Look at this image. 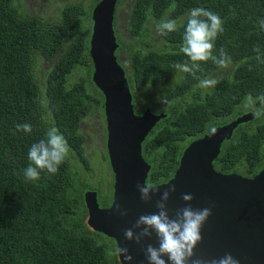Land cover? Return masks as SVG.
Wrapping results in <instances>:
<instances>
[{"label":"trees","instance_id":"1","mask_svg":"<svg viewBox=\"0 0 264 264\" xmlns=\"http://www.w3.org/2000/svg\"><path fill=\"white\" fill-rule=\"evenodd\" d=\"M118 2L116 55L132 89L135 110L142 113L150 107L166 114L142 142L143 156L151 165L147 183L157 185L175 174L191 141L211 127L253 113L249 95L259 107L256 97L264 95V63L255 59L254 48L258 46L264 58V29L259 25L264 0H130L128 38L118 35V14L126 0ZM85 5L65 4L57 21H46L29 15L22 0H0V264H122L118 253L108 257L102 240L115 238L88 224L85 193L89 188L99 190L95 176L77 178L83 169L89 173L92 169L84 153L81 121L94 104L104 110L105 102L93 80L94 22L92 16L90 23L84 22ZM194 7L220 16L224 31L214 54L223 48L231 59L223 69L212 61L201 62L197 75L218 82L210 88L199 87L191 74L172 66L190 63L180 47L186 13ZM162 19H175L178 31L167 36L155 33ZM39 57L51 64L43 82L35 71ZM24 123L32 125L31 133L16 130ZM51 127L64 135L69 154L57 174L41 173L38 182L28 181L24 169L29 148ZM213 163L221 172L255 176L264 167V116L254 115L236 126ZM97 192L100 206L112 204L113 193Z\"/></svg>","mask_w":264,"mask_h":264},{"label":"water","instance_id":"2","mask_svg":"<svg viewBox=\"0 0 264 264\" xmlns=\"http://www.w3.org/2000/svg\"><path fill=\"white\" fill-rule=\"evenodd\" d=\"M117 3L118 0H101L92 14L93 80L105 97L107 148L114 185L110 206H100L96 190L86 191L88 224L115 238L118 249L128 247L134 257L131 264H148L143 247L127 241L123 232L133 228L141 214L156 212V201L174 184L177 190L168 201L170 215L187 206L181 198L183 193L194 196L193 208L214 205L212 215L202 228L203 240L192 259L211 260L231 253L240 264H264V167L255 176L247 177L237 172L218 171L213 163L235 127L252 119L254 113H244L218 126L214 135L209 132L191 141L175 174L156 185L158 191L152 193L150 203L141 200L136 185L146 183L151 169L143 156L142 142L166 114L155 113L150 107L142 113L135 110L131 87L116 55L119 46L114 28ZM118 205L128 211L126 217L116 212ZM149 243L156 244L154 235L151 239L145 238L144 245ZM119 259L122 264H129L123 256L119 255Z\"/></svg>","mask_w":264,"mask_h":264},{"label":"clouds","instance_id":"3","mask_svg":"<svg viewBox=\"0 0 264 264\" xmlns=\"http://www.w3.org/2000/svg\"><path fill=\"white\" fill-rule=\"evenodd\" d=\"M186 16L180 52L189 58L190 63H174L172 66L178 71L191 74L194 79L199 81V87H214L218 83L216 79H201L197 73L202 70L201 62L212 61L222 69L230 65L231 59L223 48H220L219 55L214 54L215 42L224 31L223 21L218 14L203 7L190 9ZM259 25L261 29H264V19L259 21ZM155 27L161 36H167L178 31L175 19H162ZM254 51L257 53L255 59L264 63V58L260 55V48L257 46ZM151 86V80H149L147 87L151 88ZM256 101L259 102V107L255 106V101L249 95L248 103L252 105L253 113L259 119L264 116V95L256 97ZM16 130L31 133L33 129L31 124L24 123L17 124ZM209 132L214 135L216 128L211 127ZM68 154L69 145L64 135L56 127H51L46 132L44 139L33 143L29 148L27 154L29 164L24 169L25 178L31 182H38L41 173L57 174ZM136 187L141 194V200L145 203H150L152 193L158 191V187L153 183H147V179L146 183H137ZM176 190L174 184L165 189L160 199L156 201V212L141 214L135 221L133 228L124 229L123 234L126 240L134 241L143 247L148 264H189V261L191 264H240L239 259L231 253H225L222 257L211 260L192 259L195 256V249L203 240L202 228L212 215L214 205L212 207L193 208L191 202L194 196L183 193L181 198L187 206L178 208L174 214L170 215L168 201L171 194L175 193ZM116 212L122 217L128 215V211L123 206L118 205ZM153 235L156 244L144 245L145 238L151 239ZM117 253L123 256L129 264L134 259L126 246L117 249Z\"/></svg>","mask_w":264,"mask_h":264},{"label":"rangeland","instance_id":"4","mask_svg":"<svg viewBox=\"0 0 264 264\" xmlns=\"http://www.w3.org/2000/svg\"><path fill=\"white\" fill-rule=\"evenodd\" d=\"M79 2H84L86 4L84 8L85 13L87 14L85 18L87 19H85L84 22L87 20L90 23L89 17L91 18L92 11L98 0H22L24 8L28 11L29 15L43 17L46 21H48L47 19L57 21L65 4ZM129 3L130 0H126V2L121 5L118 14V35L120 33L121 36L125 38H128L127 23ZM155 33H157L156 30ZM123 59L125 60V57H123ZM50 66V62L45 60L43 57H39L37 62L35 63V71L41 82L45 81L47 77L46 72L50 68ZM146 94H148L147 90L145 91V95ZM102 105L104 107V103H102ZM94 107L95 108L93 109L92 113L89 116H86L80 124L82 132L86 135L84 153L88 161L90 162L92 169L90 173L89 171L83 169L84 171L82 175L79 174L77 178L78 180L82 181L83 178L88 180L87 176H95L92 180L96 183L95 186L99 188L102 194L101 196H108L109 194L113 193L114 174L112 172L113 170L111 167L110 158H108L109 153L106 143V115L105 110H103L102 106L97 107V105L94 104ZM73 162L76 166L81 167V164L78 160L73 159ZM102 240H105V247L108 252V257L113 259L114 255L117 254L116 241L112 242L106 238H102Z\"/></svg>","mask_w":264,"mask_h":264},{"label":"bare ground","instance_id":"5","mask_svg":"<svg viewBox=\"0 0 264 264\" xmlns=\"http://www.w3.org/2000/svg\"><path fill=\"white\" fill-rule=\"evenodd\" d=\"M200 138V137H199Z\"/></svg>","mask_w":264,"mask_h":264}]
</instances>
